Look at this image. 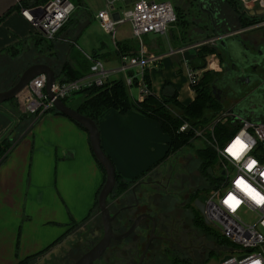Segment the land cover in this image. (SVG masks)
Listing matches in <instances>:
<instances>
[{"label":"crops","instance_id":"0c3cea01","mask_svg":"<svg viewBox=\"0 0 264 264\" xmlns=\"http://www.w3.org/2000/svg\"><path fill=\"white\" fill-rule=\"evenodd\" d=\"M117 3L120 2H115L113 13L118 11ZM232 38L235 35L224 39ZM114 40L105 42L99 38L93 47L98 48L102 41L105 42L100 52L109 55L99 59L110 71L109 77L114 76L111 79H117L113 70L119 64V58L110 54L114 50ZM78 51L72 56L91 53L81 48ZM181 56L182 61L188 58L185 54ZM187 92L191 101L194 92L190 87ZM130 95L138 100V88L130 89ZM178 100L181 101L179 95ZM16 120L11 119V127ZM97 125L102 150L123 179L138 180L151 168L156 184L153 188L156 207L151 205L154 211L162 205L157 202L159 198L164 199L163 205L174 207L175 202L164 196L166 189L182 193L183 189L193 186L194 180L184 167H178V161L171 160L174 153L166 154L168 136L155 120L133 110L122 114L108 109L99 116ZM9 138L15 140L0 161V264H15L60 237L33 264H71L77 248L89 247L102 233L94 203L96 192L104 183L105 172L92 153L88 133L66 115L49 111L35 118L25 129L15 130ZM190 159L191 156L187 157L186 165Z\"/></svg>","mask_w":264,"mask_h":264},{"label":"built area","instance_id":"2783aa9c","mask_svg":"<svg viewBox=\"0 0 264 264\" xmlns=\"http://www.w3.org/2000/svg\"><path fill=\"white\" fill-rule=\"evenodd\" d=\"M115 2L130 6L124 12L123 18L117 11L119 15L117 20L112 17ZM242 2L245 9L249 11L253 10L257 4L263 9L262 15H264V0H243ZM16 5H18L19 16L33 29V32L46 39L55 37L75 9L71 0H44L27 6L18 2ZM96 17L104 28V32L109 34H114L116 27L128 20L132 38L139 41L145 34H166L168 27L176 20L174 6L169 0H113L111 2L106 0V9L99 11ZM257 24L264 25V20ZM236 34L239 33L218 34L211 40V44L214 45L218 40ZM192 47L177 49L170 47L167 53L158 54L146 51L141 43L138 55H123L113 71L116 73V78L120 75L124 76L129 90L137 87L140 92L138 100H142L151 91L144 82V70L149 72L151 69L159 68L166 57L183 55ZM85 57L91 61L87 74L70 81H60L56 78L52 87L54 97L63 100L86 87L101 86L113 80H110V71L102 60L93 58L91 53H85ZM183 60L189 87L193 91L192 85L198 81L204 68L192 69L188 59L183 58ZM135 80L136 85H134ZM45 84L46 76L38 74L20 91L17 96L18 109L21 113L35 115L38 118L54 108L53 99L45 93ZM231 108L225 110L213 124L196 130V135L201 138H204L206 130L210 131L212 138L207 142L215 150L219 164L217 167L219 181L201 200L204 204L201 214L203 219L208 220L209 225L231 242L230 249L233 251L224 252L216 264H264V204L256 203L246 190V186H250L264 197V120L255 121L250 117H241L232 112ZM226 121L235 122L238 126L233 133L219 142L212 134L213 127L217 122ZM186 127L187 125L184 124L180 129L183 130ZM237 138L247 146L243 151L240 145L235 143ZM230 148L232 152L239 153V156H233L229 152ZM253 161L255 164L250 169L249 165ZM238 180L243 183L237 184ZM226 200L228 203H225ZM225 255L229 257L223 259Z\"/></svg>","mask_w":264,"mask_h":264},{"label":"trees","instance_id":"16d2710c","mask_svg":"<svg viewBox=\"0 0 264 264\" xmlns=\"http://www.w3.org/2000/svg\"><path fill=\"white\" fill-rule=\"evenodd\" d=\"M42 1L44 0H23L20 2V4H22L23 6H27L29 4ZM71 2L74 4L75 9L68 17L62 28L58 30L53 39H46L39 34L34 33V35H37L35 36L33 42V48H35L34 51L36 53L33 55V57L29 58H22L21 53L18 52V48H16V45L13 44L10 45L7 49L1 50L0 61H5L2 65H0V70H5L8 67L12 66L13 62L15 64L17 63L18 65L23 64L22 70L34 63H45L54 70L56 78L60 81L74 80L87 73L89 71L91 61L82 55H79L76 58L72 56V53H74L72 51L74 48L72 38L76 30L81 26V24L79 25V23L82 22H79L77 19H73V16L75 14V10L77 11L78 8L84 7L85 3L83 0H71ZM235 3L236 0H218L217 11L219 14L217 20L221 19L222 24H217V26L215 27L210 21L213 34L218 35L231 33L232 30L230 26H232L233 24H239L237 25L238 27H244L264 20V15H251L249 13V10L243 8L242 11L236 8ZM14 7H18V5H15ZM8 13L9 11L6 14ZM6 14L0 17V20H2V18ZM180 24L182 23L180 22ZM180 24H178L179 27H181ZM75 27L77 28L73 32V29ZM130 39L121 41L115 40L114 50L110 54L119 59L123 55H138L141 43L136 38ZM169 41H171L170 38ZM20 45H23V42H21ZM155 47L157 50L158 47ZM154 51L155 50L152 49L149 50V52ZM194 51L195 55L192 58H188V63L192 69L205 68V58L207 55H215L218 59H220L221 62L224 60L223 53L213 44L199 46ZM155 53L161 54L163 52L155 51ZM48 54L49 56L46 57V55ZM91 55L93 58H99L97 52H93ZM107 55L109 54L101 55L100 57L105 58ZM19 72L11 76V82L7 88L11 87L17 81ZM221 75L222 71H203L199 76L198 81L194 85H192L194 97L189 103H183L178 100V89L169 81H164V83L162 84V91L160 96L154 94L151 90V81L149 78L148 70H144L143 79L147 85V88H149L151 91L150 93H147L142 100L134 99L130 95L129 86L125 82L124 76L120 75L117 79L105 82L101 86L92 85L80 90L79 92L73 93L70 97H74V95L76 94H79V96L75 99H72L70 103H68L67 101L69 97L63 99V101L68 107L74 109L84 116L90 117L96 123L98 122L99 116L108 109H115L122 114L133 110L155 120L158 123L161 131L168 136L166 151L167 155L170 153L178 152L184 146L191 145L194 139L200 138L203 141V145L197 148L195 150V153L196 157L199 160V174L204 180V184L202 186H198L193 181V186H190V189L195 192V194L192 195V199L195 200L199 197L196 191L198 192V194H202L201 197L206 196L208 192L214 186H216L219 181V176L217 175L218 159L215 154V150L207 142V140H210L212 138V135L210 131L206 130L204 138H201L200 136L196 135V130L206 128L208 125L213 124V122H216V120L221 117L222 113L229 108L224 104V100L222 98H218L216 93L213 92V86L218 85V81ZM136 84L137 81L135 80L134 85ZM12 99L15 100V97L9 100ZM16 111L17 115H19L20 118L24 120V123L18 124L17 122V126L13 127L8 135H5L0 139L1 160L5 157L7 151L10 150L15 140V138H9L10 134L15 130H19L22 128L24 129L25 126L31 124L33 122V119L36 118L35 115H26L21 113V111L18 109V105L16 106ZM50 111L64 115L63 113L57 111L55 108L50 109ZM70 119L86 131V129L80 123L72 118ZM184 124H186L187 127L181 130L180 128ZM237 126L238 124L235 122H217L214 124L212 134L219 142H222L227 136H229L237 129ZM100 167L103 169L101 165ZM150 169L151 168L143 172L139 177L145 175ZM115 176L116 183L112 191V193H114L115 195H118L121 192L125 191L131 184H133L137 180L136 178L132 180H125L116 171ZM101 187L96 192L94 203V207L96 208V210L97 196ZM130 198L131 196L128 195L127 201H129ZM195 210V216L192 219V224L194 227L199 229V231H201L202 235L206 237L205 239L208 243V245L206 246V258L212 253H224V249H228L231 247V242L223 237L214 227L206 224L200 213H198L199 211L197 210V208ZM59 239H61V237ZM59 239L54 241V243L50 244L45 249L28 255L23 259L17 261L15 264H33L35 259L39 255L46 252L51 246L59 241ZM185 251L186 253L189 252L187 248H185ZM172 252L173 251L169 252V254L171 255L167 257V263L171 262L172 264H180L181 262H183L180 251L177 250L173 254Z\"/></svg>","mask_w":264,"mask_h":264},{"label":"rangeland","instance_id":"374dc122","mask_svg":"<svg viewBox=\"0 0 264 264\" xmlns=\"http://www.w3.org/2000/svg\"><path fill=\"white\" fill-rule=\"evenodd\" d=\"M83 1L85 3V6L82 8H78L77 11L75 10V14L73 16V19H77L79 22L82 21L81 23H79V25L80 24L81 26L84 25V28L81 31V35L78 38H76V40L73 41L74 44V48L72 50L73 52H77L78 48L83 49L85 52H91L93 47L96 46V43L99 38L104 39L105 42L106 40L112 41L114 39L116 40H120L123 38L130 39L129 37L131 36V26L128 20L119 24L116 27V31L114 32V34H109V33L104 34V28L102 27L96 16L99 11H103L106 9V0H83ZM108 1L111 2L113 0H108ZM156 1H161V0H156ZM169 1L173 4L174 10L176 12L175 22L168 27L166 34H159V33L145 34L141 36V40L139 42L143 43V47L146 51L152 49L155 51H162L164 54L169 51L170 47L177 49V47L179 48L181 46L183 47L193 46L192 48L188 49L189 51L190 50L192 51L189 52L187 50V52L185 53V55H188V58L189 56L192 58L195 55L194 50L196 48L203 45H211V40L216 36V34L212 33L209 16L206 12H202L198 8V0H169ZM242 1L243 0H236L235 7L243 11V8L245 9V7ZM116 7L122 18L124 17L123 16L124 12H126L130 8L129 5H125L122 3H117ZM258 8H259L258 5L255 4L253 10H256ZM17 10H18L17 7H13L12 9H10L9 13L6 14L2 18V20H0V51L7 49L10 45L13 44L16 45V48H18V52L21 53L22 58L33 57V55L36 53L34 51L35 48H33V42L35 36L37 35H34L33 29L28 24L23 23V21L20 19V16L18 15ZM180 22L182 24H180ZM178 24H180L181 27H179ZM237 25L239 24H233L232 26H230L232 32L240 33L241 36L244 38L255 35V37L253 38L258 39L259 34L264 35V27L255 30L252 29L248 30V27L250 25L244 27L243 26L238 27ZM77 27L73 29V32ZM169 38L171 41H169ZM21 40H26V41H21ZM104 41H102L100 47L93 49L91 54L93 52H97L98 57L101 58L100 51L104 49L103 48L105 45ZM21 42H23V45H20ZM155 46L158 47L157 50ZM47 56H49V54L46 55V57ZM171 57L165 58L163 60L162 65H160L159 68H155L154 70H151L150 81H151L152 90L157 95L161 94L162 83L165 79L166 81H170L174 85H176L179 92V99L181 101L183 100L182 102H188L190 101L189 93L187 92V87H189V82H188L187 73L185 72V64L181 60L182 56L180 54H176ZM4 61L5 60H3L2 62L0 61V65H2ZM205 62H206V66L203 71L217 70L221 72L220 59H218L215 55H207L205 58ZM13 64L12 66L8 67L5 70L4 69L0 70L1 90L6 89L9 86L12 75L18 73L20 69H21L20 72H22L25 69L24 68L22 70L23 64L18 65L17 63L15 64L14 62ZM177 69L179 70L177 71ZM202 72L200 74H202ZM112 77L114 76H111L110 79ZM78 96L79 94L74 95V97H69L67 99L68 103H70L72 99H75ZM18 102H19V98L17 96V98L15 97V100L12 99L0 103V139L5 135H8L9 132L13 129V127L17 126V122L18 124L24 123V120L20 118V116L17 115L16 113L17 112L16 106L18 105ZM224 104L227 107H232L234 101L232 99L226 98L224 99ZM11 119H17L16 120L17 122L12 127H11L12 124H10ZM26 127L27 126H25L24 129ZM202 145H203V141L200 138H196L193 140L191 145H186L178 152L174 153V155H172L173 158L171 159L173 162L178 161V167H184L183 169H185V172L191 176L192 180H194V182L198 186L199 185L202 186L204 184V180L199 174V160L196 157L195 150L201 147ZM190 156L191 159L186 165L187 157ZM218 165L219 164L217 162V167ZM203 197H201V199H203ZM200 215L203 218V215L201 213ZM196 233L199 238H203L201 231L196 230ZM223 254L224 253L222 252H217L216 254L212 253L206 259H204L203 264H216L217 262H219ZM163 260L165 264H171V262L167 263L166 259Z\"/></svg>","mask_w":264,"mask_h":264},{"label":"flooded vegetation","instance_id":"af4514ba","mask_svg":"<svg viewBox=\"0 0 264 264\" xmlns=\"http://www.w3.org/2000/svg\"><path fill=\"white\" fill-rule=\"evenodd\" d=\"M198 6L202 12H206L209 15L212 25L216 27L217 24H222L221 19L217 20L219 14L217 11L218 0H198ZM261 27H264V25L255 23L250 25L248 30H255ZM262 35L263 34H259L258 39L253 38L255 35L247 38L241 36L243 43L246 44L250 54L253 56L241 63L244 67V74L241 76V79L237 80V82L241 81L239 86L235 83L236 81H234L235 77H231L230 84L219 81L218 87L220 89L217 91L223 100L226 98L232 99L234 104L242 96L244 97L251 93L252 95L247 105L252 106L256 111H262L264 113V83H262V80H264V68L261 61L259 60L258 62L257 60L261 49L260 46L264 44V35ZM224 62L226 65L222 68L221 65ZM227 67L228 70L226 71L225 69ZM220 68L222 75L225 72L227 74L233 73L232 70L237 69L236 67L231 68V63L226 55H224V60L222 62L220 61ZM238 87L242 92L239 95L238 93H233V90ZM230 94H232V96L228 97ZM263 113H259V115L264 119ZM169 171H171V169ZM151 173L152 172L149 170L145 176H141L125 191L118 195L111 192L107 198V202L110 214L114 216L111 221V227L115 235L120 236L126 232L140 214H148L153 217L155 220L154 233L151 231L153 221L146 216L142 217L131 233L123 238L111 240L100 258L91 264H165L163 259H167V257L171 255L169 252L173 251V254L177 250L180 251V255L183 258V262L180 264H203L206 258V246L208 243L204 235H202L203 238L197 236L196 230L199 231V229L192 224V219L196 211L194 200L192 199V195L195 194V192L191 189H183L184 191L182 193H175L174 191L166 189L164 196L165 198L169 197L170 200L175 202L174 207L170 206L174 208V210H169L170 207L163 205L164 199L159 200L161 199L159 198L157 202H160L162 205H160L157 211H154L151 205L156 201L153 199V197H155L153 188H156V184L152 180ZM196 193L199 195V199L202 194H198L197 191ZM128 195L131 196L129 201H127ZM101 237L102 233L95 242ZM150 238L151 241L148 245V240ZM92 245L82 250L77 248L76 255L74 258L72 257V263ZM185 248H187L189 252L186 253Z\"/></svg>","mask_w":264,"mask_h":264},{"label":"water","instance_id":"95a60500","mask_svg":"<svg viewBox=\"0 0 264 264\" xmlns=\"http://www.w3.org/2000/svg\"><path fill=\"white\" fill-rule=\"evenodd\" d=\"M23 0H0V17H2L4 14H6L10 9H12L18 2H21ZM216 12V9H215ZM214 12V14H215ZM251 15H262L263 9L259 8L256 10H250L249 12ZM113 19L117 20L119 15L118 12L112 13ZM84 28V25L80 26L73 38L72 41H74L82 29ZM220 51L224 53V55L228 56V59L231 63V68L236 67V70H232L234 73L227 74L226 72L221 75L219 78V81L224 82L225 84H230L231 77H235L234 81L239 86V82H237L238 79H241V76L244 74V67L241 64L244 60H247L249 57H252L253 55L250 54L249 48L246 47V44L243 43L242 38L239 34L235 35V38L232 39H220L214 44ZM258 62L261 61L263 68H264V45L259 51V55L257 58ZM226 65V63H222V68ZM228 70V67L225 69ZM38 74H44L46 76V84H45V93L50 99H53V107L63 113L64 115L74 119L78 123H80L87 131L88 138L91 146L92 153L98 163L103 167L105 172V180L104 183L98 193L97 196V210L100 215L101 225H102V237L95 242L85 253H83L75 262L72 264H91L95 260H98L101 256V254L105 251V249L108 247L111 240L117 239V238H123L127 236L129 233L133 231V229L137 226L138 221L142 217H148L150 220L153 221L152 226V233H154L155 229V220L152 216H149L148 214H140L133 222L131 227L121 234L120 236L115 235L112 227H111V221L113 219V215L110 214L107 198L109 194L112 192L114 185L116 183V176H115V168L110 160V158L105 154V152L102 150L101 143H100V135L98 130L97 123L91 119L90 117L84 116L80 114L79 112L75 111L74 109H71L66 105V103L58 98L54 97V93L52 92V87L54 85V82L56 80V74L54 70L45 63H34L26 67L21 74L18 76L17 81L9 88L5 90H0V103L7 101L13 97H16L20 91L25 87V85L36 75ZM218 81V82H219ZM247 82V81H246ZM262 83H264V80H262ZM218 85L213 86V92L216 93L217 97L221 99V96H219ZM218 90V91H217ZM233 93L241 94V89L235 88L233 90ZM252 94L249 93L242 96L235 104H233L231 110L232 112L238 114L241 117H250L251 119L255 121L263 120L261 118V115L259 113H263L262 111H256L252 106H248L247 102L249 101V98ZM232 94L228 95V97H231ZM226 97V96H225ZM238 97V96H234ZM264 114V113H263ZM194 205L197 208V210L200 213H203L204 204L200 199L194 200ZM206 224L208 223V220L204 219ZM151 241V238L148 240V245ZM224 251L231 252L232 249H224ZM229 257V255H225L223 259H226Z\"/></svg>","mask_w":264,"mask_h":264},{"label":"snow or ice","instance_id":"6c2138e0","mask_svg":"<svg viewBox=\"0 0 264 264\" xmlns=\"http://www.w3.org/2000/svg\"><path fill=\"white\" fill-rule=\"evenodd\" d=\"M236 144H239L240 147H241V151H243L244 149H246V145H244L239 138H237V140L235 141ZM229 152L233 155V156H236L238 157L239 156V153L237 152H232V149L230 148L229 149ZM255 164V162L253 161L252 164L249 165V168L251 169V167H253ZM240 183H243V181H240L238 180L237 181V184H240ZM246 190L248 192V194L251 196V198L253 200H255L256 203H261V204H264V197H261L259 195V193H256L254 189H252L250 186H246ZM234 199V197H232ZM225 203H228V201L226 200Z\"/></svg>","mask_w":264,"mask_h":264}]
</instances>
